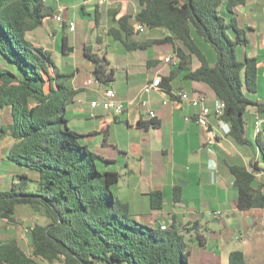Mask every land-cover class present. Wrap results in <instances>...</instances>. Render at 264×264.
Segmentation results:
<instances>
[{
	"label": "trees",
	"instance_id": "trees-1",
	"mask_svg": "<svg viewBox=\"0 0 264 264\" xmlns=\"http://www.w3.org/2000/svg\"><path fill=\"white\" fill-rule=\"evenodd\" d=\"M136 1L137 13L121 16L108 36L127 51L171 45L180 64L161 79L162 84L184 72L185 80L206 86L223 106L220 120L229 125V136L244 144L245 111L254 106L264 112V103L249 97L256 92L258 60L239 57V48L247 40L234 9L246 0ZM54 16L52 0H0V110H11V123L0 125V136L9 133L16 141L4 161L18 169L9 188L0 190V218L12 222L16 207L26 206L45 221L28 233L31 255L15 238L0 241V264H38L35 258L48 264H195L176 218L165 230L137 221L113 192L120 175L98 169L99 163L110 161L80 144L79 135L68 126L67 108L79 90L68 84L71 75L58 73L49 54L28 39ZM135 22L167 35L135 43L132 37L139 33ZM62 29H68L66 22ZM62 40L65 47L67 37L63 35ZM199 40L211 50L212 65ZM83 54L93 65L97 83L111 85L114 70L106 58L89 46ZM163 90L170 93L169 88ZM151 124L156 126L154 121ZM140 127L146 128L145 123ZM256 142L264 161V143ZM258 171L229 166L237 191L236 208L241 212L264 209L262 186H254ZM148 196L150 208L161 210L162 193L151 191ZM173 196L178 198V189ZM195 238L201 240L198 235ZM244 262L240 251L228 256L229 264Z\"/></svg>",
	"mask_w": 264,
	"mask_h": 264
},
{
	"label": "crops",
	"instance_id": "crops-1",
	"mask_svg": "<svg viewBox=\"0 0 264 264\" xmlns=\"http://www.w3.org/2000/svg\"><path fill=\"white\" fill-rule=\"evenodd\" d=\"M125 1L130 0H59L53 2L55 14L60 12L64 20L75 21V30L71 32V37L68 29L63 32L60 24L58 28L50 27L48 20L41 28L32 32L34 39L31 42L49 54L58 73L71 75L68 84L74 90H79L74 104L67 108L68 126L72 130L79 127L87 134H95V141L85 140L84 144L96 155L110 161L108 165L100 163L103 170L115 171L120 175L113 192L120 201L128 205L131 215L137 221L149 225H168L173 217L176 218L181 233L184 234L186 231L185 233L190 234L188 246L193 263L205 264L203 256L209 255L212 264H229V254L240 251L244 255V264H252L251 261L264 264V251L261 259L255 260L253 247L248 240L239 236L240 234L233 236L230 234L236 229L242 230L245 218L251 219L252 224L264 226V209L241 212L236 208L237 191L233 176L229 172V166L243 167L248 171L257 168L260 171L254 174V186L260 184L264 194V161L256 142L258 139L264 143V112H257L254 106L248 107L245 111L244 144H237L229 136L227 131L229 126L216 121L211 114L209 128L216 135V143L209 145L206 143L208 133L195 123L197 109L178 99L168 100L165 91L153 92L145 97L144 99L149 102L148 107L133 105L117 117L110 116L102 109L90 108L91 101L102 99L103 86L87 85L88 79L92 76L93 65L83 54L85 46L104 56L109 67L114 70V81L109 86L114 89L116 99L119 101L132 100L140 88L157 75L161 79L171 75V69L161 63L162 58L169 53L163 51L155 55L153 49L157 44L127 51L121 43L108 36L110 28H117L115 21L129 14ZM238 7L234 10L240 18L244 12ZM77 15L87 18L85 21H79ZM248 16L251 17L248 21L253 24L247 22L246 27L253 35L245 34L247 45L239 48V57L246 55L257 58L256 92L249 97L254 102L264 103V10ZM238 26L243 29L239 21ZM63 35L67 37L65 47ZM85 35H88V40L82 41L78 54V41ZM59 36L61 46L56 42ZM133 37L135 43L144 44L148 40H156L148 38L138 41ZM117 45H121L122 50ZM140 51L148 54L140 55ZM76 52L77 55H74ZM117 53H123V64L113 67L107 56ZM209 62L211 65L214 63L212 54ZM197 66L195 62L192 64L193 69ZM184 76V72L175 73L167 84H162V87L172 91L181 90L190 96L204 95L212 108L215 97L211 91L203 84L185 80ZM149 110L155 112L154 120L148 118ZM10 111V108H4L0 110V116L5 112H9L10 115ZM257 119L260 121L258 133L255 131ZM151 121H154L156 126H153ZM141 122L145 123L146 128L140 127ZM10 123L11 117L8 124L0 125L7 127ZM87 123L93 124V128H85ZM97 132L102 135L105 148L114 147L115 144V159L97 154L102 140ZM1 137L9 139L6 152L2 154L0 151V166L3 164L6 169L13 171L11 184L18 169L4 160L16 141L9 133ZM5 189L7 188L0 190ZM175 189H178L176 200L173 196ZM151 191L162 193L161 210L150 208L148 194ZM166 202L171 211L163 210ZM215 213L217 215H214ZM226 221L234 222V229L225 225ZM208 223L224 224L222 230L224 233L219 232L218 236L213 234L208 240L205 236L210 230ZM186 227L194 229L185 230ZM196 235L201 240L194 238Z\"/></svg>",
	"mask_w": 264,
	"mask_h": 264
},
{
	"label": "rangeland",
	"instance_id": "rangeland-1",
	"mask_svg": "<svg viewBox=\"0 0 264 264\" xmlns=\"http://www.w3.org/2000/svg\"><path fill=\"white\" fill-rule=\"evenodd\" d=\"M76 1H79V0H76ZM124 3L126 5V7L129 8L127 13H129L131 15H134L137 13L139 6H138V2L136 0H130L128 2L125 1ZM238 8L244 12V15H240V18H238L240 25L244 29V34L253 35V33L250 32L246 27L247 22H250L248 20L251 18L248 15L253 14L255 12L258 13V12L264 10V0H246L245 5H243V6L240 5ZM53 18L48 20L49 26L53 27V28L54 27L58 28V26H60V25L55 20V18L54 19ZM86 18L87 17H82V15H77V20H79V21H85ZM250 23L253 24V22H250ZM83 24H86V23L83 22ZM51 30L52 29H50V32H52ZM69 34L71 37V32H69ZM166 35H167V33L164 30L163 31L162 30L154 31V30L146 29L144 32L135 34L133 39L134 40L137 39L138 41H143V40H146L148 38H153V39L157 40V39L164 38ZM33 36H34L33 33H30L28 35V39L30 41H33V39H34ZM56 40H57L56 42L59 43V45L61 46V37L59 36L58 38H56ZM83 40H88V35H85L84 37L81 38V40L78 41V54L80 51L79 49H81V47H82L81 45H82ZM198 44H199L201 50L206 54V56H208V58H210L212 52L209 49V47L207 45H205L200 40L198 41ZM117 46L119 49L122 50L121 45H117ZM153 51L155 52V55L157 53H161L163 51H167V53H169V55L174 53L173 52L174 50L172 49L171 45H169V44H159V45L154 47ZM122 54L123 53H117L115 55L109 54L107 56V59L109 60V62L111 63V65L113 67L120 66L123 64ZM139 54L145 56L148 53L140 51ZM74 55H77V52L74 53ZM167 68L172 69L170 66H167ZM163 71H165V69H163ZM118 73L120 74L121 71L120 72L118 71ZM10 117L11 116L9 115V112H5L4 115L0 116V124H2V125L8 124V120L10 119ZM92 126H93V124H91V123L85 124V128H87V129L93 128ZM73 129H75L74 130L75 133L77 135H79L78 141L80 142V144H84L85 140L95 141V139H96L95 134H87L85 132V130H83L82 128L75 127ZM98 136L100 137V139H102V135L100 133H98ZM8 141H9V139L5 140L2 137L0 138V151L2 152V154L5 153L7 148H8V146H6L9 143ZM113 142L115 143V140H113ZM97 154L104 155L106 158H109V159L110 158L115 159V144H114V147L109 146L108 148H105V146H103V139H102L99 143V147L97 149ZM99 164H98V169L100 171H103V170H101L102 168H101V165H99ZM12 172L13 171L6 169L3 166V164L0 166V189H4V188L9 187ZM163 210H165L167 212L171 211V207L168 206L167 202L163 206ZM255 219H257V218H255ZM12 220L13 221L10 222L8 220L0 218V241L10 239V238H15L16 240L19 241V243L21 244V246L25 250V252L28 255H31V247H30V241H29L28 233L35 226V224L45 223L44 219L42 217L38 216L37 214H35V212L32 211L29 207L17 206L15 211H14V215L12 216ZM208 224H209L210 230H208L205 234V236L208 238V240H210L212 238L211 236L213 234H217V236H218L219 232L224 233V231H222L224 224H222V223L221 224L208 223ZM225 225H228L231 229H234V227H233L234 222L226 221ZM185 232H184L185 239L188 241L190 234L185 233ZM263 232H264V226L263 225L256 224V223L252 224L251 219H250V221H248V218H245L242 230L237 231V229H236L233 232H231L230 234L232 236L234 234L235 235L240 234L239 236H242V238L247 239L248 242L253 247V254H254V258L256 260L259 258L261 259L262 253L264 251V235H263L264 233ZM193 235H194V233L192 234V236ZM203 257H204V261H206L205 264H212L211 263L212 260L210 259L209 255L208 256L204 255ZM35 260L38 264H48L47 262L43 261L40 258H35ZM251 262H252V264H259L258 261H256V262L251 261ZM55 264H59V263H55Z\"/></svg>",
	"mask_w": 264,
	"mask_h": 264
},
{
	"label": "built area",
	"instance_id": "built-area-1",
	"mask_svg": "<svg viewBox=\"0 0 264 264\" xmlns=\"http://www.w3.org/2000/svg\"><path fill=\"white\" fill-rule=\"evenodd\" d=\"M52 1L58 2L59 0H52ZM54 18L60 25L66 22L68 30L70 32H73L75 30L74 20H70V19L64 20L60 12L56 13ZM133 24H134L135 30L139 31V33L144 32L146 30V27L140 25L139 23L135 22ZM162 63L165 66L176 68L180 64V58L176 53H172L168 56L163 57ZM87 85L88 86H91V85L103 86L102 93H101L102 99L99 101H91L89 103V106L92 110L102 109L104 112L108 113L112 117H117L123 114L129 107L133 105H139V106L144 105L148 107L149 102L148 100L144 99L145 97H147L153 92H157V93L164 92L163 87H162L161 77L158 75L152 78L149 82L145 83L140 88V90L137 92L136 96L132 100H129L126 102L117 100L114 89L110 86L99 85L97 81L95 80V78L93 77V75L88 79ZM167 97H168V100L178 99L179 101L188 104L190 107L197 109L195 123L203 127L208 133V139L206 140V143L209 145H214L216 143L215 141L216 135L209 128L211 114L216 121L223 123V125L225 126H229L228 124L220 120V116L223 113V106L219 101H215L213 107L211 108L208 105L206 96L204 95L190 96L188 93L183 92L181 90H174V91L170 90V93L167 94ZM165 103L166 102H164V104ZM147 115L150 120H154L156 118V114L154 111L149 110L147 112ZM259 125H260V121L259 119H257L255 122L256 133L259 132ZM227 131L229 132V127ZM214 215H217V213H215ZM159 228L161 230H165L166 224H161Z\"/></svg>",
	"mask_w": 264,
	"mask_h": 264
},
{
	"label": "water",
	"instance_id": "water-1",
	"mask_svg": "<svg viewBox=\"0 0 264 264\" xmlns=\"http://www.w3.org/2000/svg\"><path fill=\"white\" fill-rule=\"evenodd\" d=\"M248 221H250V220L248 219ZM158 227H159V226H158L157 224L154 225V228H155V229H158Z\"/></svg>",
	"mask_w": 264,
	"mask_h": 264
}]
</instances>
